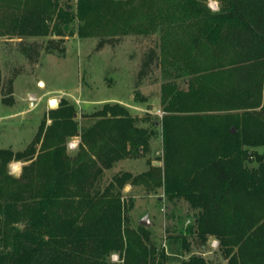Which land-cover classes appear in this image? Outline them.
<instances>
[{
    "label": "trees",
    "instance_id": "16d2710c",
    "mask_svg": "<svg viewBox=\"0 0 264 264\" xmlns=\"http://www.w3.org/2000/svg\"><path fill=\"white\" fill-rule=\"evenodd\" d=\"M71 1L0 0V36L17 35V50L35 64L43 52L66 53L77 17L86 18L85 26L76 27L85 37L108 30L107 21L101 23L105 15L121 16L97 9L122 0H77L76 10ZM175 4L183 13L175 25L189 30L194 51L211 50L216 75L210 82L205 78L195 92L173 86V96L193 97L203 108L209 103L206 94H215L230 98L232 108L243 112L217 115L216 121L211 115L178 114L160 120L131 114L116 101L78 120L76 106L61 101L49 111L50 124L43 120L25 149L0 147V264H167L164 249L151 241V230L129 224L125 185L137 176L124 171L104 179L105 170L118 160L147 155L160 124L164 164H151L141 177L146 176L150 189L163 187L170 200H187L194 212L191 231L178 235L184 253H190L181 263L210 264L192 251L214 239L227 264H264V155L256 150L264 146V0H224L218 10H211L206 0ZM134 26L147 35L159 23ZM31 36L46 40L25 39ZM120 39L101 37L95 49ZM160 49L155 41L142 52L135 97L144 80L162 68ZM171 54L184 65L196 57L186 49ZM221 57L231 61L229 67L220 66ZM20 72V67L12 71L8 94L3 93L0 66L3 100L14 102L13 82ZM231 125L238 130L232 132ZM73 136L80 139L75 153L67 149ZM17 159L28 164L15 178L8 164ZM113 253L119 261L111 259Z\"/></svg>",
    "mask_w": 264,
    "mask_h": 264
},
{
    "label": "rangeland",
    "instance_id": "374dc122",
    "mask_svg": "<svg viewBox=\"0 0 264 264\" xmlns=\"http://www.w3.org/2000/svg\"><path fill=\"white\" fill-rule=\"evenodd\" d=\"M122 1L114 5L106 3L98 7V12L103 15L108 12L107 9L121 15L113 19H106L108 15L102 18L101 23L103 19L107 21V31L102 30L95 35L80 37L76 27L81 23L85 26L86 18L77 17L74 24L76 32L68 37L66 53L59 55L43 52L39 62L35 64H30L17 50V42L20 39L17 35L0 36L3 93L8 94L7 81L12 71L18 67L21 69L13 82L14 102L3 100V95L0 93V147L11 148L14 151L25 149L35 137L42 121L46 120L47 125L52 121L48 115L49 111L54 109L50 106L51 98H56L59 104L64 100L73 103L77 108L78 120H82L83 114L92 113L105 103H116V101L124 104L131 114L142 118L151 115L153 119L160 120L166 114H178L182 117L211 115L213 117L210 118L216 121L221 118L217 115L243 112L242 108H232L235 104H231L230 98L226 100L215 94H206L209 103L203 108L198 105L199 100L193 97L191 100L185 96H173L176 88L195 92L199 84L206 79L212 81L210 77L216 75L211 71L214 63L211 50L204 46L194 51L189 30L181 25H175L183 19L182 10L175 4V0H146L144 3L140 0ZM223 1L206 0L211 10L219 9ZM71 2L76 10L77 0ZM149 20H158L159 23L151 34L145 35L134 26V23H146ZM129 26V32L123 35L122 30ZM105 36H117L121 39L114 46L105 45L101 49H95L98 40ZM25 39L46 40L41 36ZM155 41L161 46L163 66L154 75L156 78L148 77L139 86L138 98L135 97V72L139 67L142 52ZM183 49L188 53L193 51L195 52L193 55H196L185 65L174 59L171 54L179 53ZM230 62L228 58L221 57L220 66L229 67ZM221 74L226 75L224 71H221ZM154 78L157 79L156 82ZM213 85H217V82ZM193 101H196L197 105ZM260 107L256 110L258 111ZM229 128L232 132L238 130L235 125ZM157 129L160 134L152 140L151 151L147 155L118 160L113 167L105 170L104 179L109 180L124 171L137 176L135 181L127 182L125 185V187L129 185V189H125L129 224L136 227L140 219L148 215L150 224L146 227L152 232L151 241L164 249L166 263L182 264L181 261L190 253H184L178 235L191 231L190 224L194 219V212L190 209L187 200H170L165 195L163 187L150 189L144 180L146 176L141 177L143 172L151 168V164H164L161 124ZM75 140L78 143L80 141L78 136H73L67 143V149L72 153L78 150V143L76 146H70ZM256 150L264 155V146H259ZM155 161H159L160 164H156ZM252 163L255 164L256 161ZM26 164L28 162L22 159L11 161L8 164L10 175L15 178L20 177ZM213 240H210L203 249L194 247L192 252L204 255L210 264H227V260L219 250V245H213ZM111 259L119 261V254L113 253Z\"/></svg>",
    "mask_w": 264,
    "mask_h": 264
},
{
    "label": "water",
    "instance_id": "95a60500",
    "mask_svg": "<svg viewBox=\"0 0 264 264\" xmlns=\"http://www.w3.org/2000/svg\"><path fill=\"white\" fill-rule=\"evenodd\" d=\"M50 106L52 108H56L59 106V101L56 99V98H51L50 99ZM156 164H160L159 161H155ZM126 190L129 189V185H127L125 187ZM140 224L144 225V226H149L150 222H149V219H148V215L144 216L142 219H140L139 221ZM23 225V224H21Z\"/></svg>",
    "mask_w": 264,
    "mask_h": 264
},
{
    "label": "built area",
    "instance_id": "2783aa9c",
    "mask_svg": "<svg viewBox=\"0 0 264 264\" xmlns=\"http://www.w3.org/2000/svg\"><path fill=\"white\" fill-rule=\"evenodd\" d=\"M158 113H160V115H162V113L159 110H158ZM77 143H78V141L75 140V141H73V142L70 143V146H76ZM213 245L218 246L217 240H213Z\"/></svg>",
    "mask_w": 264,
    "mask_h": 264
},
{
    "label": "clouds",
    "instance_id": "9594fccd",
    "mask_svg": "<svg viewBox=\"0 0 264 264\" xmlns=\"http://www.w3.org/2000/svg\"><path fill=\"white\" fill-rule=\"evenodd\" d=\"M215 10H218V8H217V9H215Z\"/></svg>",
    "mask_w": 264,
    "mask_h": 264
}]
</instances>
